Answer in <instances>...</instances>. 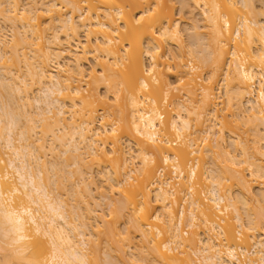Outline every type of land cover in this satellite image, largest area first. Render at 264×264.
I'll list each match as a JSON object with an SVG mask.
<instances>
[{"label":"bare ground","instance_id":"6f19581e","mask_svg":"<svg viewBox=\"0 0 264 264\" xmlns=\"http://www.w3.org/2000/svg\"><path fill=\"white\" fill-rule=\"evenodd\" d=\"M179 1L177 7L173 0H31L32 4L29 0V7L20 8L19 0H0V19L11 25L14 34L9 40L12 43L8 42L0 26V68L4 69L0 76V144L6 156L0 152V255L9 258L6 264H116L110 253H104L106 258L98 262L96 247H90L95 227L103 222L105 235L112 239L121 235L120 240L129 244L131 253H125L123 242L120 251L115 249L125 258L129 254L127 260L118 256L121 264L124 260L145 264L148 249H143L151 245L153 263L149 264H264V239L247 231L264 235L263 208L253 211L248 206L249 198L255 196H251L250 176L264 185V163H257L259 159L254 157L264 158V147L262 143L255 147L254 159L249 141L234 129L239 119H247L241 123H252V131H248L258 138L253 143L264 140V22L257 19L256 6L262 0ZM7 5L12 6L7 9ZM183 24L188 25L185 30L191 32L190 40L185 41ZM195 70L209 75L199 83ZM221 72L227 112L220 118L215 86ZM27 79L38 85L36 97L28 94ZM5 91L15 95L8 99L10 105ZM98 113L101 120L107 117L111 123L96 122ZM40 126L44 136L38 135L35 141L31 134ZM224 130L238 154L220 143ZM196 132L205 135L202 141L215 136L207 150L197 148ZM159 136H165V142L161 139L160 143ZM46 137L51 143L48 147ZM124 137L129 145L126 150L121 147ZM130 145L136 148L139 167H128L136 158L128 155ZM213 148L239 170L234 172L229 165L224 172L213 158L204 172L209 182L202 185L204 196L191 194L204 174L190 156L198 152L204 161V152L212 153ZM47 152L57 158L49 162ZM157 157L164 165L171 164L173 177L159 180L164 166L155 171ZM88 158L94 165L103 164L96 172L108 181L105 187L96 184ZM184 175L191 185L186 194L191 200L188 207L181 204L177 211L174 203L181 197L171 199L178 194L171 183ZM61 178L71 183L69 193L63 192L66 184ZM200 181L198 184L204 183ZM225 181L235 184L239 192H247L238 196L225 192ZM52 183H59L56 190L72 197L64 199L59 191L58 195ZM115 190L119 199L113 195L117 199L111 196L114 201H109ZM95 194L105 203L109 201L110 222L93 208L91 203L102 208ZM72 198L75 203L70 202ZM127 209H131L130 216ZM220 213L233 214L237 226L231 217L222 219ZM123 218L126 224L129 221L122 224H130L125 227L132 226L143 240L137 258L134 245L130 246L134 231L119 229L124 231L121 234L116 227ZM184 223L191 235L183 229ZM197 226L201 232L205 230L201 238L194 230ZM237 233H245L240 242Z\"/></svg>","mask_w":264,"mask_h":264},{"label":"rangeland","instance_id":"374dc122","mask_svg":"<svg viewBox=\"0 0 264 264\" xmlns=\"http://www.w3.org/2000/svg\"><path fill=\"white\" fill-rule=\"evenodd\" d=\"M259 1V0H258ZM30 3H31V0H30ZM30 3H29V0H19V2H18V4H20L19 5V7L21 6H24L23 8H25V7H27L28 6V4L30 5ZM261 3V2H260ZM259 2L257 3V4H260ZM32 4V3H31ZM172 4L173 5H176L177 7H179V5L181 4L180 3V1L179 0H173V2H172ZM7 6H9V7H6L7 9H9V8H11V6L10 5H7ZM258 8H257V16H258V20H260L261 22H264V0H262V5L260 4V5H256ZM20 7V8H21ZM29 7V6H28ZM256 16V17H257ZM198 19H200V17L198 16L197 17ZM250 19H252V17H250ZM4 24V25H3ZM201 24V23H200ZM8 25H10V24H8ZM7 23L5 24V23H3V21H1V19H0V26L3 28V30L5 31V34H7L6 36H7V38H6V36H4L5 37V39H8V42H11V41H9V40H12L13 39V33L11 34V32H12V30H9L10 28H11V25L7 28ZM6 27V28H4V27ZM182 28H183V30H185V29H187L188 28V25L187 24H183V26H182ZM3 30H1V31H3ZM14 32H15V30H13ZM20 31H21V29H20ZM188 31H186L185 30V32L183 33L184 34V38H185V41H187V39H188V37H189V39L188 40H190V36H188V35H190L191 34V32H188ZM3 34H4V32H2ZM4 34V35H5ZM10 35V36H9ZM8 37H10V38H8ZM80 40L82 41V42H84V40H85V37H84V33L82 32V34H81V37H80ZM189 42V41H188ZM12 43V42H11ZM187 43V42H186ZM32 48V47H31ZM30 48V49H31ZM173 49H176V47L174 46L173 47ZM29 49H27V51H28ZM32 50V49H31ZM176 51V50H175ZM21 53H22V51H20ZM30 54V53H29ZM31 55V54H30ZM10 63V62H9ZM88 68H89V65H86V70H88ZM3 69V68H2ZM4 70V69H3ZM3 70H1V68H0V76H1V74L3 75V73H4V71ZM2 71H3V73H2ZM23 71H25V69H23ZM194 73H195V76H197L198 77V82L199 83H201L202 82V80H204L205 79V77H207L208 75H209V73H208V71H202V72H200V70H195L194 71ZM222 73L223 72H221L220 73V75H218L217 76V83H216V86H215V89H216V93H217V96L219 97V98H217L216 100H215V106H217L216 108L217 109H219V112L221 113L220 114V118H221V115H223L222 113H224L225 114V112H227L226 110H227V108H226V110H225V107H226V103H225V100H226V98H225V94H224V90H225V81H223V76H222ZM0 79H2L1 77H0ZM31 80V79H30ZM27 81H28V79H27ZM32 81V80H31ZM27 82V83H29L28 84V86H27V90L29 91L28 92V94L30 95V97H36L37 95H39L38 93V91H39V88H38V85H36V84H34V82ZM82 84L83 85H85V82L83 81L82 82ZM38 90V91H37ZM102 91H101V93L103 94V89H101ZM7 91V90H6ZM4 92V94L6 93L7 95H6V97H5V99H7V102H8V99L10 100L11 98L13 99V97L15 96H13L12 97V95L13 94H11L12 93V91L11 92ZM84 92H86L85 90H83ZM11 95L10 97L8 96L9 94ZM220 95H221V98H220ZM9 97V98H8ZM17 97H19V96H16L15 98H17ZM185 98V97H184ZM11 99V100H12ZM20 99V98H19ZM10 100V101H11ZM10 101L8 102L9 103V105H10ZM32 101H33V99H32ZM217 103V104H216ZM32 109V108H31ZM223 110V111H222ZM101 115H100V113H98V116H97V119H96V122H100L101 124H105V125H109L111 122H108L107 120H106V118L107 117H105L104 119H100L99 117H100ZM231 117V116H230ZM230 117H228L227 119L228 120H231V122H232V124H234V123H236V122H234L235 121V119H230ZM219 118V119H220ZM233 118V117H232ZM235 118V117H234ZM243 119V118H242ZM238 120V122H239V126L237 127V126H234V129H235V133L236 134H238L240 137H241V135L244 137V138H246V139H244L243 137H241L244 141L245 140H247V142H248V145L250 146L251 145V148L249 149L250 151H249V153H251V156L256 152L255 150H256V146H260L261 145V143H262V145L261 146H263L264 147V140H261L259 143H256V145L253 143V140L255 139H258L257 138V136H252V134H254L255 132H251L252 131V126H250V124H252V123H250V124H247L246 126L244 125L245 123H241L243 120H246L245 122H247V119H243V120ZM211 122V121H210ZM244 122V121H243ZM252 122V121H251ZM253 122H255V121H253ZM99 124V123H98ZM117 124H118V122H117ZM207 124H209V122L207 123ZM40 125V124H39ZM253 125H254V123H253ZM251 128V129H249V127ZM254 127V126H253ZM256 127V126H255ZM219 127H216V129H218ZM36 129H38V130H35V132H33L31 135H34V136H31L32 138H33V140H34V138H35V141H36V139H38V138H40V135L41 134H43V133H40V131L41 132H43V127H42V129H41V126H40V128H36ZM247 129V130H246ZM254 129V128H253ZM256 129V128H255ZM248 130H251V131H248ZM246 131H247V133H246ZM34 133H37V135L36 134H34ZM161 133H163V132H161ZM244 133H246V135L244 134ZM164 134V133H163ZM162 134V135H163ZM248 134V135H247ZM38 135H39V137H38ZM161 135V134H160ZM254 135H256V133L254 134ZM42 136V135H41ZM44 136V135H43ZM42 136V137H43ZM167 137H168V139L169 140H173L174 139V137L173 136H171V135H166ZM248 136V137H247ZM250 136L252 137V138H250ZM38 137V138H37ZM160 137V139L159 140H163L164 142H165V140L166 139H163V138H166L165 136H159ZM194 137H195V139H196V143L198 144L197 145V148H200V146H201V149H204V151L205 150H207V147H206V145H207V143H211L212 141H213V139H215V136L213 137V136H210V138L209 139H207L206 141H202L203 140V138L205 137V135L204 134H202L201 132H196V134L194 135ZM126 138L127 137H124V139H122L123 140V143H121V147H123L125 150L127 149V147H128V149H129V145H128V141L126 140ZM217 138V137H216ZM45 139H49L48 137H46ZM253 139V140H252ZM32 139H31V141H33ZM50 140V139H49ZM48 140V142H46L45 141V143H46V146L48 147L49 146V144H51V143H49L50 141ZM122 140H121V142H122ZM162 140H161V142L160 143H162ZM260 140V139H259ZM124 141H126V142H124ZM222 141V142H221ZM220 141V143L221 144H223L222 146H225V148H226V150L229 152L230 151V153L232 152V154L234 153L235 155L236 154H238V152L237 151H235L236 149L234 148V141H233V143H232V141H231V136H230V134L228 133V130H224V132H223V140H221ZM251 141V142H250ZM163 142V143H164ZM125 143V144H124ZM48 144V145H47ZM124 146H123V145ZM167 143H165V145H166ZM252 144L254 145V147L252 146ZM133 145V144H132ZM132 145H130V147L132 146ZM159 145H162V144H159ZM164 145V144H163ZM232 145V146H231ZM134 146V145H133ZM132 146V147H133ZM196 146V145H195ZM195 146L193 147V148H195ZM253 147V148H252ZM197 148H195V149H197ZM254 151H253V150ZM213 150H214V152H210V153H206V152H204V161H202V159H201V157H200V155L198 154V152H197V154L196 153H194V154H192L191 156H190V158H191V160H192V158H193V160H192V162H196V161H198L199 162V165L202 167V169H203V173L202 174H204V172H206V170H207V167L208 166H211V162H212V160H213V158H216L219 162H220V167H221V170H223L224 172H227V170L229 169V168H231V166H232V170L235 172L236 170H239V167H237L236 165H234V167H233V165L232 164H228V162H227V160H226V158H225V156L223 155V154H221V153H219V151H217V150H215L214 148H213ZM225 150V149H224ZM264 150V149H263ZM262 150V151H263ZM128 151V150H127ZM131 153L129 152L128 153V155L130 156V154H133L135 157L137 156V151H136V148L135 147H133V148H131ZM239 151V150H238ZM0 152H1V155L4 157V158H6V156H5V150L3 149V147H2V145L0 144ZM59 152V151H58ZM254 152V153H253ZM200 153V152H199ZM220 154V155H219ZM233 154V155H234ZM256 154V153H255ZM256 155H258V154H256ZM254 156L256 159H257V157H258V159L259 160H256V162L258 163V162H262V163H264L263 161H264V158H263V156L262 157H260V155H258V156ZM47 156L49 157H46V158H48L47 160H50L51 158H52V160H53V158H57V157H54L52 154H51V152L50 153H48L47 152ZM220 156V157H219ZM240 156H238V158H239ZM253 157V156H252ZM253 157V158H254ZM158 158V157H157ZM196 158V159H195ZM254 158V159H255ZM261 158V159H260ZM89 159V158H88ZM55 160V159H54ZM53 160V161H54ZM90 161H91V159H89ZM190 160V161H191ZM90 161H88V163L90 162ZM139 161H140V158L139 157H136V158H133V161L131 160V162L129 161V165H128V167H139L140 166V163H139ZM253 161H255V160H253ZM49 162H52L51 160L49 161ZM94 162V161H93ZM156 162V161H155ZM154 162V163H155ZM91 164H92V161L90 162ZM153 163V164H154ZM204 163V164H203ZM156 165H157V168H155V169H157V170H155L156 172H158V170H159V168H162V167H160V166H164L163 167V176L159 179V180H165V179H168V178H170V176H172L173 175V173H171L172 172V166H171V164L170 165H167L166 166V164L164 165V162H163V160L160 158H158V162H156L155 163ZM99 164H97V163H95V165L94 164H92V174H93V176L95 175V180L97 181H95L96 182V184L99 186V187H105V184H107L108 183V181L106 180V179H102V178H105V177H102V178H100L98 175H100L99 173L97 174V172H99V170H98V168L100 169V167H101V169H102V165L100 164V166H98ZM152 165V164H151ZM229 165H231V166H229ZM245 165V164H244ZM243 164L241 165V166H243L242 168H244L245 166H244ZM154 166V165H153ZM229 166V167H228ZM235 166H236V169H235ZM239 166V165H238ZM156 167V166H155ZM238 168V169H237ZM241 168V167H240ZM241 168V169H242ZM100 169V170H101ZM128 169V168H127ZM240 169V170H241ZM189 170V166H187L185 169H184V171H185V174H188V171ZM231 170V169H230ZM231 170V171H232ZM97 171V172H96ZM229 171V170H228ZM245 172V175H247L248 176V173L250 172H248V169L247 170H244ZM155 172V173H156ZM198 172H199V169H198ZM238 172V171H237ZM50 174H52V173H50ZM206 174V173H205ZM201 175L202 176V178L200 177V179H202V180H204L203 182L204 183H200V184H198L199 183V181H200V179H199V181H197V180H194V182H198L197 184L196 183H194L195 185H193V183L191 182V184L194 186V187H192V189H194V190H192V192H191V190H190V183L187 181L186 182V180L188 179H185L186 178V176L187 175H184V178L183 179H185V180H183L182 178V180L183 181H180L179 179H176V180H174V181H172V183H171V185H175V188H177L176 190H177V192H178V194H177V196H176V191H174V196L171 198L172 200H174L173 198H176V197H178V195H179V197H181V198H179L180 200H178V202H177V204H176V201H177V198H176V201H175V203H174V207H176L177 208V211H178V209L180 208V205L181 204H184L185 205V207L187 206H189V200H191V198L189 197V196H187L186 194H189V190H190V193L191 194H194V195H196L197 196V194H201V196L203 195L204 196V194L205 193H203V190H205V181H207L205 178V176L206 175ZM53 175V174H52ZM52 175H50V176H52ZM156 176H155V178H157V173L155 174ZM159 176V175H158ZM250 176V175H249ZM247 177L248 178V180L250 179V177H252V178H254L253 176H250V177ZM97 177V178H96ZM141 177V176H140ZM173 177V176H172ZM171 177V178H172ZM199 177V176H198ZM53 178V177H52ZM55 178V177H54ZM53 178V179H54ZM65 178V177H64ZM64 178H61V180L63 179L64 180ZM74 178V180H76L75 178L76 177H73ZM197 178V177H196ZM250 179L251 181L249 182L250 184H251V186H252V191H253V194L251 195V196H253L254 194H255V196L253 197V199H254V201H255V203H254V201H253V204H251L252 203V197L251 198H249L250 196L248 195V193H247V195H248V197H247V199L249 198L250 199V201H251V203H248V204H250V205H248V206H250L251 207V209L253 210V211H256L257 210V208H258V210H261L262 208V210H261V212H263V210H264V201L261 199L262 197H260V196H262L261 195V185H262V183H260V182H258V181H260V180H256L258 183H256V181L254 180V179ZM56 179V178H55ZM54 179V180H55ZM66 179V178H65ZM62 180V181H63ZM67 180V179H66ZM105 180V181H104ZM178 180V181H177ZM202 180L200 181V182H202ZM60 181V180H59ZM65 181V180H64ZM63 181V182H64ZM88 181H89V179H88ZM176 181L178 182V183H176ZM179 181H180V183H179ZM231 182H232V180H230ZM230 181H225V192H231L232 194H234V196H238V193H241V192H243V193H245V192H247V191H241V192H239L240 190H239V188L235 185V184H231V182ZM253 181H254V183H253ZM66 182V181H65ZM64 182V183H65ZM105 182H107V183H105ZM136 182V181H135ZM181 182H182V185L180 186V184H181ZM184 182V183H183ZM208 182V181H207ZM67 183H68V181H67ZM67 183H65L67 186H68V188H67V186L65 185V184H63L62 182H61V184L62 185H65L64 187H65V191H63V192H65V194H66V191L68 192V190H69V186H71V183H70V185H68ZM189 183V184H188ZM209 183V182H208ZM207 183V184H208ZM232 183H234V182H232ZM53 185H56V186H54L53 188H54V190H56V188L58 187V186H60L59 185V183H57V184H54V183H52ZM188 184V185H187ZM206 184V185H207ZM253 184V185H252ZM170 185V186H171ZM179 185V186H178ZM186 185V186H185ZM190 185V186H189ZM202 185H204V186H202ZM229 185H233L232 187L231 186H229ZM169 186V187H170ZM185 186V187H184ZM189 186V187H188ZM250 186V187H251ZM129 187V186H128ZM131 187V186H130ZM171 187H173L174 188V186H171ZM259 187V188H258ZM264 187V185H262V188ZM63 188V187H62ZM187 188H189L188 190H187ZM70 189H71V187H70ZM152 189H154V188H151V193H152ZM226 189H230L231 191H226ZM62 189H57L56 191L58 192H60ZM181 190H183V191H181ZM187 190V191H186ZM59 192L57 193L58 195H59ZM63 192H60V193H62V195L64 196L65 194L63 193ZM116 192V190L113 192V193H115ZM69 193V192H68ZM98 194V193H97ZM97 194H95L96 195V200L98 199V202L99 203H102L101 205V207L104 209V210H102V208H99V207H97L94 203H91L92 204V206H93V208L95 207V209H97V213H99V215H101L102 216V218L104 219L105 218V220H107V221H109L110 222V219H111V215H110V209H108L109 207L108 206H106L107 205V202H109V201H112L115 197L113 196V195H115V196H118L117 198L119 199V195H120V193H118V194H112V193H110L108 196H109V198L111 199H109V201H106V203L100 198V197H98L97 196ZM112 194V195H111ZM69 195V194H68ZM186 195V196H185ZM193 195V196H194ZM111 196L112 197H114L113 199L111 198ZM185 196V197H184ZM200 196V195H199ZM70 197H72V196H70ZM70 197H67V195H65V197H64V199L65 198H70ZM120 197H122V196H120ZM188 197L190 198V199H188ZM195 197V196H194ZM117 198H115L114 200H116ZM185 200H184V199ZM193 198V197H192ZM78 199H80V198H78ZM121 199V198H120ZM249 199H248V202H249ZM252 199V200H251ZM71 199H69V201H70ZM72 200L73 201H70V202H74V199L72 198ZM83 200V199H82ZM86 200H87V198H86ZM113 200V201H114ZM184 200V201H183ZM256 200L258 201V202H256ZM262 200V201H261ZM181 201V202H180ZM187 201V202H186ZM189 201V202H188ZM260 201V202H259ZM81 202V203H80ZM91 202V201H90ZM92 202H93V200H92ZM97 202V201H96ZM184 202V203H183ZM75 203V202H74ZM79 203H80V205H81V207H82V201H80L79 200ZM98 203V204H99ZM177 205H178V207H177ZM253 205V206H252ZM97 207V208H96ZM108 207V208H107ZM257 207V208H256ZM157 208V207H156ZM241 209H242V212H243V215H246V211H245V209H244V207L243 206H241ZM131 209H127V211L126 212H128L129 211V213L130 214H127V215H131V211H130ZM126 212H125V214H126ZM258 212H260V211H258ZM231 213V212H230ZM228 214V213H227ZM227 214H224L223 215V213H220V214H218L221 218L222 217H226L227 218V220H228V218H230V220L232 221V223L234 222V219H233V214H230L231 216L229 217H227ZM104 215H105V217H104ZM127 215H125V217L124 218H127V217H129V216H127ZM229 215V214H228ZM123 218V219H124ZM164 218V217H163ZM100 219V218H99ZM103 219H101V220H103ZM128 219V218H127ZM166 220H167V217L165 218ZM223 219V218H222ZM226 220V219H225ZM122 219L119 221L120 222V224H117L116 225V227L118 228V230L119 229H122V230H124V228H126V227H129L130 226V224L128 225V226H126L127 224H128V221L129 220H127V224L125 223L126 222V219H124V221H122ZM221 221H223V220H221ZM92 223H93V226L95 225V220H93L92 219V221H91ZM225 222V221H224ZM91 223V224H92ZM99 223V222H98ZM98 223H96V224H98ZM104 223V222H103ZM101 224L99 227H95V228H97V230L96 229H94V231H95V235H94V237H92L91 238V246L90 247H96L95 249H96V251H97V258L99 259V261L98 262H100L102 259H104V257L106 258V256L107 255H109V253H110V255H112V257L111 258H115V259H112V260H115V262L114 263H116V264H118L120 261H123V260H120V257H121V259H124L125 258V256L124 255H122L120 252H118V254L117 253H115L116 251H115V249H117L118 251H120V247L122 246H124V244L123 243H125V241L126 240H120L121 239V237L119 236L118 237V239H116V238H114V239H112V238H110L109 236L110 235H105L104 233H106V224L104 225V224ZM106 223V222H105ZM122 223H124V224H126V225H124V224H122ZM223 223V222H222ZM236 223L237 222H234V224L236 225ZM185 224V223H184ZM184 224H183V229H185L187 232H189V234L191 235V229H189V228H187V226H186V224H185V226H184ZM199 226H201L202 227V223L200 224V222H199V224H198ZM204 225V224H203ZM126 226V227H125ZM199 226H197V228L195 227L194 228V230H196L197 231V233H198V235H199V237L201 238L202 236H203V234H202V232H204L206 229V227L205 228H203L202 227V229H205V230H203L202 232H201V228L199 227ZM237 226V225H236ZM133 227L131 226V228L130 229H132ZM238 228V227H237ZM100 229V230H99ZM104 229V230H103ZM127 229V228H126ZM130 229H127V230H130ZM135 229H132V231H134ZM154 230V229H153ZM181 230H182V228H181ZM100 231L102 232V233H100ZM120 231V230H119ZM125 231V230H124ZM124 231H120V233L121 232H124ZM237 231H238V229H237ZM248 231V233L249 234H254V236H256L255 238L257 239V236H258V239H261V238H263L264 239V235H262L261 233H258L257 234V231H253V230H247ZM131 232V231H130ZM135 232V231H134ZM130 233L131 235H133V236H131L130 238H131V240H130V242H132V244H130V246H132V245H134V250L132 251L133 253L135 252V257L137 256H139V252L143 249V247H141V246H144V244H143V240L141 241L140 240V238H139V234L137 233V232H135V233ZM99 233V234H98ZM126 233V232H125ZM125 233L123 234L124 236H125ZM199 233H201V236H200V234ZM215 233V232H214ZM217 233V232H216ZM215 233V234H216ZM122 234V233H121ZM261 234V235H260ZM127 235V234H126ZM237 238H238V242H240V240L242 241V239L244 238V236H245V233L244 234H239V233H237ZM260 235V236H259ZM166 236H169L168 234L166 235ZM112 237V236H111ZM196 237H198V236H196ZM218 237H221V236H218ZM243 237V238H242ZM124 238V237H123ZM139 238V239H138ZM242 238V239H241ZM116 239V240H115ZM133 239V240H132ZM135 239V240H134ZM158 239V238H157ZM159 239H161V238H159ZM220 238H218V240H219ZM29 240H33V238H29ZM197 240H198V238H197ZM221 240H223V241H225L224 240V238L223 237H221ZM220 240V241H221ZM254 239H252L251 237L249 238V242L251 241V243L253 244V241ZM121 241V242H120ZM222 241V242H223ZM123 242V243H122ZM222 242H221V244H222ZM126 243H128L127 241H126ZM125 243V244H126ZM140 243V245H138ZM225 243V242H224ZM250 243V246L249 247H251V244ZM146 244V243H145ZM129 245V244H128ZM128 245L126 244L125 246H124V250L126 251L125 253L127 254V252H128ZM120 246V247H119ZM152 246V245H151ZM151 246H149V248H144L143 249V251H145L146 249H148V250H146L145 251V253L147 254H145L146 256V260H148V261H145V264H149V262H151L152 260H153V257H152V250H150L151 249ZM222 246L224 247V245L222 244ZM248 247V248H249ZM126 248V249H125ZM142 248V249H141ZM39 249H40V251L42 250V248H41V246L39 247ZM181 249V248H180ZM179 249V250H180ZM29 250H32L31 248L29 249ZM103 250H104V252H103ZM106 250H107V252H106ZM109 250H111V252H109ZM178 250V251H179ZM99 251V252H98ZM176 252H178L177 250H175ZM42 252V251H41ZM100 252H101V254H100ZM103 252V253H102ZM0 253H2V252H0ZM104 253H108L107 255H103ZM121 255H120V254ZM128 253H131L130 251L128 252ZM137 254V255H136ZM245 255H249L247 252H245ZM3 256V254H1L0 255V264H3V263H5L4 261H6L7 259H9V258H6L5 260H4V257H2ZM5 256V255H4ZM100 256V257H99ZM118 256H120L119 257V259H118ZM124 258H123V257ZM128 256H129V254H128ZM128 256L125 258L126 260H127V258H128ZM117 257V258H116ZM136 257V258H137ZM148 257V258H147ZM152 257V258H151ZM101 258V259H100ZM131 258V257H130ZM194 258H196L195 256H194ZM117 259V260H116ZM130 260V259H129ZM135 260V259H134ZM128 262V263H127ZM127 262H125V260H124V263H126V264H139V263H137V262H133V260H131V263L129 262V261H127ZM146 262H148V263H146ZM94 263V262H93ZM100 263H102V262H100ZM124 263H122V264H124ZM143 263V262H142ZM141 262H140V264H142ZM151 263H153V262H151ZM6 264V263H5ZM8 264V263H7ZM97 264V263H96ZM119 264H121V262L119 263ZM144 264V263H143Z\"/></svg>","mask_w":264,"mask_h":264},{"label":"built area","instance_id":"2783aa9c","mask_svg":"<svg viewBox=\"0 0 264 264\" xmlns=\"http://www.w3.org/2000/svg\"><path fill=\"white\" fill-rule=\"evenodd\" d=\"M158 174H159V178H161L163 176V171L160 169Z\"/></svg>","mask_w":264,"mask_h":264}]
</instances>
